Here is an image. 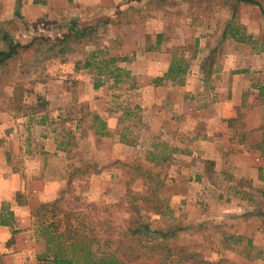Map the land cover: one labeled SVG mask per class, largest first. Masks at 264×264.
I'll list each match as a JSON object with an SVG mask.
<instances>
[{"label":"rangeland","instance_id":"1","mask_svg":"<svg viewBox=\"0 0 264 264\" xmlns=\"http://www.w3.org/2000/svg\"><path fill=\"white\" fill-rule=\"evenodd\" d=\"M117 1L110 14H96L100 22L95 27L87 18L77 22L69 42H60L63 37L44 39L36 53L35 47L22 61L14 57L10 62L15 63L0 72L12 68L15 94L38 88L43 94L39 96L50 98L49 110L52 106L57 116L69 113L55 126L72 145L67 161L76 164V177L84 179L100 168L106 173L92 184L66 186L60 195L64 209L83 210L100 236L115 239L110 249L119 248L118 255L129 264H160L161 251L152 253L144 244L126 250L134 240L121 234L135 219L132 201L148 192L147 176L152 175L165 211L158 214L153 204L142 203L141 215L152 230L175 235L162 239L143 234L144 240L199 252L202 261L264 264V249L256 247L254 236L261 232L260 223L264 227V214L255 213L264 207V188L254 182L251 171L242 170L254 156L234 149L253 145L254 130L264 129V97L257 86L264 83L260 6L230 2L237 6L234 11L225 0ZM257 1L264 9V0ZM232 22L256 43L222 38ZM57 32L62 36L60 29ZM174 59L185 60L187 74L179 81L155 84L154 78ZM24 69L27 72L20 74ZM236 88L243 95L234 96ZM9 92L0 87V96ZM222 101L237 104L236 118L220 115ZM95 114L106 122L110 135L97 133ZM75 126L81 127V139ZM249 135L254 141L244 142ZM260 145L264 147V140ZM245 173L252 174L250 180ZM103 220L115 227L113 235L108 225H101ZM178 257L173 258L182 262Z\"/></svg>","mask_w":264,"mask_h":264},{"label":"crops","instance_id":"2","mask_svg":"<svg viewBox=\"0 0 264 264\" xmlns=\"http://www.w3.org/2000/svg\"><path fill=\"white\" fill-rule=\"evenodd\" d=\"M117 6V0L111 6L103 0H0V50L6 51L9 41L24 47L34 39H64L66 34L72 33L73 27H77V22L79 25L87 18L94 21L95 27L100 22L96 16L108 15ZM85 11H89L87 15ZM59 29L63 32L62 36H59V32L56 34ZM6 68V65H1L0 72ZM20 74L17 73V76ZM16 81L14 73H11V79L0 81V87L9 92L17 85ZM257 86L259 96L264 97V83L259 82ZM37 89H26L20 97L12 90V93L0 96V264H38V218L33 215L34 209L60 198L62 190L71 183L92 184L106 175L100 168V172L84 179L73 176L76 164L67 161L72 145L62 139L61 130L55 126L56 120L62 121L69 116L68 112L67 115L63 112L57 116L52 106L50 110L47 108L37 112L11 105L12 102L16 103L17 98H22L25 106L33 105L37 102L38 94L43 95ZM232 93L240 96L244 92L236 88ZM46 99L49 101L50 98ZM228 101L221 102L223 108L220 115L236 118L238 109L234 105L237 104ZM70 102L68 98L67 103ZM79 129H75L74 133L81 139L80 135L83 134ZM105 132L104 135L111 134ZM90 135L92 140L96 139L95 134ZM254 135L255 142H251L254 139L250 135L244 139V142L253 145L238 144L234 149L254 156L252 164L242 166V170L251 171L254 182L264 188V147L260 145L264 140V129L256 128ZM91 147L93 151L94 146ZM86 165L97 167L99 164L88 162ZM249 175L252 176L246 174V180H250ZM263 192H260L262 196ZM257 210L256 214H264L262 205ZM2 216L6 219L5 223H2ZM260 225L258 229L261 232L256 231L254 235L255 245L264 249V227ZM240 234L246 235L243 232Z\"/></svg>","mask_w":264,"mask_h":264},{"label":"trees","instance_id":"3","mask_svg":"<svg viewBox=\"0 0 264 264\" xmlns=\"http://www.w3.org/2000/svg\"><path fill=\"white\" fill-rule=\"evenodd\" d=\"M230 2H239L250 5H258L264 14V9L257 0H225L226 6H231L234 11L237 10L236 4L230 5ZM71 33L66 34L64 39L60 42H69L71 39ZM222 38H232L240 42L256 43V40L252 34H246L245 30L240 25L229 23L222 34ZM42 40V41H40ZM44 39H34L32 43L22 47L19 44H15L9 41L8 49L0 50V66L15 63L18 58L23 59L28 55L27 52L31 50L35 45V52L40 43H43ZM253 45V44H252ZM24 49V50H22ZM24 52H21V51ZM65 52L64 49L61 50ZM24 53V54H23ZM15 57L14 62H10ZM116 58L111 57V62ZM127 59V58H125ZM87 65H90L88 63ZM26 67V66H25ZM119 69V68H118ZM206 71V70H205ZM247 70H235V72H245ZM27 69H24V73ZM188 72V65L184 59L172 60L167 71L162 76L154 78L155 84H161L168 80H181ZM12 68H9L5 73H2L0 80L5 82L10 80ZM118 77V76H117ZM96 86H99L98 84ZM23 93V92H22ZM19 94L17 97L22 96ZM22 98H17L16 103L12 102L13 107L32 109L37 112L46 110L48 102L42 96L37 98V102L31 106H25ZM94 121L99 123L98 134H106L107 128L106 122L103 121L96 114L93 115ZM78 169H76L77 171ZM73 176H76L75 169L72 172ZM146 177V174H144ZM87 175L85 178H87ZM148 177V178H147ZM148 179V192L146 194H139L135 196L132 201V208L135 211V219L130 225L121 232L122 239L133 238L134 242L131 245L124 246L126 250H134L136 245L144 244V247L149 248L152 253H159L161 251L160 264H220L218 262H210L208 260H198L201 253L188 251L185 249H179L172 247L169 242H160L152 240H144L143 234H156L160 235L162 239H169L173 237L174 232H166L164 230H152L149 223H147L141 215V204L150 203L154 205L155 212L158 214L164 213L163 199L160 197V186L156 182L155 176H147ZM136 200L138 202H136ZM63 198L60 196L53 202L43 203L34 209L33 215L38 218V244H43L38 250V264H129V262L122 256L118 255L119 248L111 250V244L115 239L108 235L107 237L100 236L99 232L93 227L89 221V216L83 210H65L63 206ZM6 219L2 216V223H5ZM101 225L107 226L110 234L113 235L115 227L107 223L105 220L101 221ZM113 230V231H112ZM112 231V232H111ZM40 244V245H41ZM175 255H180L179 261ZM196 259V260H195ZM194 260V262H190ZM200 263V264H201Z\"/></svg>","mask_w":264,"mask_h":264}]
</instances>
